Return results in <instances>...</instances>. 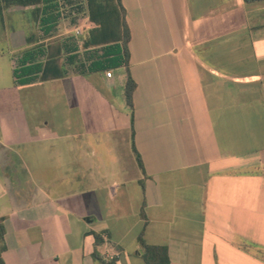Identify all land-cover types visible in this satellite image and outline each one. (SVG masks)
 <instances>
[{"label":"crops","instance_id":"1","mask_svg":"<svg viewBox=\"0 0 264 264\" xmlns=\"http://www.w3.org/2000/svg\"><path fill=\"white\" fill-rule=\"evenodd\" d=\"M122 4L133 124L126 68L90 70L87 0L0 14L5 264H145L141 234L170 264H264V0ZM48 45L62 76L17 84V58Z\"/></svg>","mask_w":264,"mask_h":264},{"label":"trees","instance_id":"2","mask_svg":"<svg viewBox=\"0 0 264 264\" xmlns=\"http://www.w3.org/2000/svg\"><path fill=\"white\" fill-rule=\"evenodd\" d=\"M52 0H0V14L3 10L21 6V7H35L34 11L38 14L41 12L48 13L51 7L37 8L38 5L50 3ZM245 2H254L260 0H244ZM88 17L95 25L88 31L87 37L83 40V46L87 50H92V62L90 70H109L112 68L125 67L127 70V82L125 85V97L127 105L131 111L132 124L134 121V103L133 96L136 89V83L130 75L129 43L131 40V31L127 23V12L122 4V0H87ZM51 15V14H50ZM44 26H48V31L53 28L51 19L44 21ZM28 40V43H31ZM59 46L56 45L57 49ZM67 51L77 50L75 44L71 42L68 45H63ZM52 45L48 47L40 46L24 51L16 60V68L14 69V77L16 83L26 85L41 79L43 81L60 78L61 73L54 72L52 69L59 63L58 58L60 53L53 52ZM60 52V50H59ZM134 137V130H133ZM137 162L144 171L142 159L134 147ZM5 227L4 219H0V264H5L3 253L6 251V244L4 240ZM139 244L143 249L142 259L145 264H170L168 249L166 246L147 244L143 238V234L139 236ZM95 259L101 264H116V261L103 260L100 256L95 254Z\"/></svg>","mask_w":264,"mask_h":264},{"label":"rangeland","instance_id":"3","mask_svg":"<svg viewBox=\"0 0 264 264\" xmlns=\"http://www.w3.org/2000/svg\"><path fill=\"white\" fill-rule=\"evenodd\" d=\"M8 24H6V27H7ZM7 30V29H6ZM8 49V42H7V39H6V36H5V30L2 28V22H1V19H0V53L6 51ZM1 57V55H0ZM1 65L3 66H0V72L1 74H3V70L4 72H6V75L4 78H2V80H0V86H5L9 83V77L7 75V68H8V61L6 58L2 59L1 58ZM5 66V67H4ZM2 88V87H1ZM4 93L2 94V92L0 91V112H3L4 111V103H3V97H4ZM3 176V175H2Z\"/></svg>","mask_w":264,"mask_h":264},{"label":"built area","instance_id":"4","mask_svg":"<svg viewBox=\"0 0 264 264\" xmlns=\"http://www.w3.org/2000/svg\"><path fill=\"white\" fill-rule=\"evenodd\" d=\"M75 33H76L77 36H81V34H82V29H76V30H75ZM106 76H107L108 78H110V77L112 76V73L109 71V72L106 73Z\"/></svg>","mask_w":264,"mask_h":264}]
</instances>
